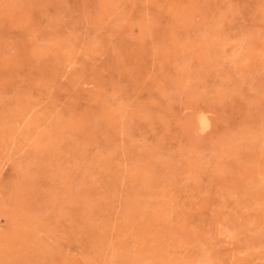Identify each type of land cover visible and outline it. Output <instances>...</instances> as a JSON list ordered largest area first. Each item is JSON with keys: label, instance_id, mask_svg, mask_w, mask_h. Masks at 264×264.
Wrapping results in <instances>:
<instances>
[{"label": "rangeland", "instance_id": "obj_1", "mask_svg": "<svg viewBox=\"0 0 264 264\" xmlns=\"http://www.w3.org/2000/svg\"><path fill=\"white\" fill-rule=\"evenodd\" d=\"M0 264H264V0H0Z\"/></svg>", "mask_w": 264, "mask_h": 264}, {"label": "bare ground", "instance_id": "obj_2", "mask_svg": "<svg viewBox=\"0 0 264 264\" xmlns=\"http://www.w3.org/2000/svg\"><path fill=\"white\" fill-rule=\"evenodd\" d=\"M203 119H204V118H203ZM200 123H201V122H200ZM205 123H206V121H205ZM205 123H204V124H205ZM207 124H208V123H207ZM203 128H204V127H203Z\"/></svg>", "mask_w": 264, "mask_h": 264}]
</instances>
